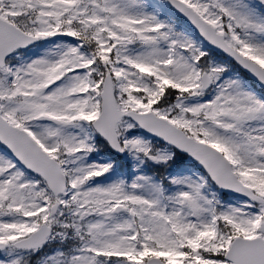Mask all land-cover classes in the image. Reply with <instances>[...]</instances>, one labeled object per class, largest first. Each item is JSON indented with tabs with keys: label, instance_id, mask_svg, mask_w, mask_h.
Instances as JSON below:
<instances>
[{
	"label": "snow or ice",
	"instance_id": "obj_1",
	"mask_svg": "<svg viewBox=\"0 0 264 264\" xmlns=\"http://www.w3.org/2000/svg\"><path fill=\"white\" fill-rule=\"evenodd\" d=\"M0 264H264V0H0Z\"/></svg>",
	"mask_w": 264,
	"mask_h": 264
}]
</instances>
